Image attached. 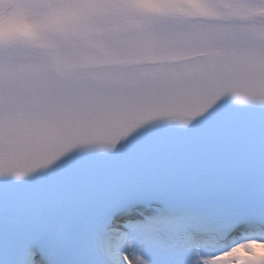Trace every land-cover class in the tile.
Here are the masks:
<instances>
[{
	"label": "snow or ice",
	"instance_id": "1",
	"mask_svg": "<svg viewBox=\"0 0 264 264\" xmlns=\"http://www.w3.org/2000/svg\"><path fill=\"white\" fill-rule=\"evenodd\" d=\"M0 264H264V0H0Z\"/></svg>",
	"mask_w": 264,
	"mask_h": 264
}]
</instances>
